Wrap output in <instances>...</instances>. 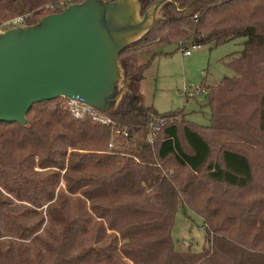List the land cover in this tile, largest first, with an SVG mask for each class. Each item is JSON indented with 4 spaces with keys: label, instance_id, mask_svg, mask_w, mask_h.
<instances>
[{
    "label": "trees",
    "instance_id": "obj_1",
    "mask_svg": "<svg viewBox=\"0 0 264 264\" xmlns=\"http://www.w3.org/2000/svg\"><path fill=\"white\" fill-rule=\"evenodd\" d=\"M60 1L0 0V24L34 25ZM139 1L144 15L163 0ZM164 1L120 55L128 92L114 113L96 111L110 124L65 99L34 106L27 127L0 123V264H264V0ZM239 39L232 75L204 85L209 126L143 105L145 72L167 49ZM180 209L203 220L198 252L176 249Z\"/></svg>",
    "mask_w": 264,
    "mask_h": 264
},
{
    "label": "water",
    "instance_id": "obj_2",
    "mask_svg": "<svg viewBox=\"0 0 264 264\" xmlns=\"http://www.w3.org/2000/svg\"><path fill=\"white\" fill-rule=\"evenodd\" d=\"M165 2L142 15L139 0H85L0 33V123L27 127L34 106L57 99L114 113L128 92L120 55L154 29Z\"/></svg>",
    "mask_w": 264,
    "mask_h": 264
},
{
    "label": "rangeland",
    "instance_id": "obj_3",
    "mask_svg": "<svg viewBox=\"0 0 264 264\" xmlns=\"http://www.w3.org/2000/svg\"><path fill=\"white\" fill-rule=\"evenodd\" d=\"M135 4L138 3L135 1ZM244 43L245 39H239L216 48L211 45L190 48L192 55L189 57L174 48L167 49L172 55L155 58L145 72L141 87L143 105L153 107L159 114L184 111L190 122L209 126L211 113L204 85L232 75L225 58L240 53ZM150 57H142L140 63L146 64ZM205 236L201 217L190 210L180 209L172 230L176 249L198 252L205 245Z\"/></svg>",
    "mask_w": 264,
    "mask_h": 264
},
{
    "label": "built area",
    "instance_id": "obj_4",
    "mask_svg": "<svg viewBox=\"0 0 264 264\" xmlns=\"http://www.w3.org/2000/svg\"><path fill=\"white\" fill-rule=\"evenodd\" d=\"M80 0H61L59 3V7H69L71 5L76 4ZM50 10L55 9L53 5L48 7ZM25 17H17L11 21L4 22L0 24V33L13 29L17 26L24 25ZM193 49H198V48H193ZM185 56H190L192 53L190 51L184 52ZM67 107H69L72 112L75 114L76 117H81L84 113L86 112H94L96 120L104 125L110 124L111 121L107 117H104L96 112V110H93L92 108L82 105L79 101L77 100H67L66 102ZM158 123L161 124V121H157ZM117 134H121L123 136H128L126 131H117ZM113 144H110V147H112ZM189 246V245H188Z\"/></svg>",
    "mask_w": 264,
    "mask_h": 264
},
{
    "label": "crops",
    "instance_id": "obj_5",
    "mask_svg": "<svg viewBox=\"0 0 264 264\" xmlns=\"http://www.w3.org/2000/svg\"><path fill=\"white\" fill-rule=\"evenodd\" d=\"M191 55H192V54H191ZM191 55H190V56H191ZM187 57H189V56H187Z\"/></svg>",
    "mask_w": 264,
    "mask_h": 264
}]
</instances>
